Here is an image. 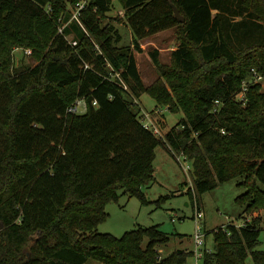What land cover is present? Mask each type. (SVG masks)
<instances>
[{
    "label": "trees",
    "instance_id": "trees-1",
    "mask_svg": "<svg viewBox=\"0 0 264 264\" xmlns=\"http://www.w3.org/2000/svg\"><path fill=\"white\" fill-rule=\"evenodd\" d=\"M78 1L0 0V264H186L193 250L161 255L170 236L160 224L98 231L118 189L146 202L159 145L192 162V202L242 177L237 202L263 210L215 229L203 264H264V90L252 83L245 103L237 97L254 70L264 75V0H118L139 51L160 31L178 41L168 62L150 51L151 84L108 15L114 0H89L82 25ZM17 47L37 62L16 66ZM144 92L184 114L163 137L143 125ZM78 99L86 111L68 114Z\"/></svg>",
    "mask_w": 264,
    "mask_h": 264
},
{
    "label": "rangeland",
    "instance_id": "rangeland-1",
    "mask_svg": "<svg viewBox=\"0 0 264 264\" xmlns=\"http://www.w3.org/2000/svg\"><path fill=\"white\" fill-rule=\"evenodd\" d=\"M114 17V23L120 28L123 34V43H132L131 28L124 16V8L118 0L113 1L111 11L108 13ZM121 18L119 21L118 18ZM132 45V44H131ZM178 41L171 29L160 31L141 40L142 51L136 46L134 53L142 77L147 84L153 83L159 73L154 65L150 51L157 48L160 51L162 60H170L171 51L176 48ZM16 66L21 62L34 65L37 60L25 53V49L15 48ZM264 90V82L260 83ZM140 107L144 111L154 113L157 124L165 134L172 126L176 125L184 116L181 111H172L168 106L158 105L156 99L148 92L140 97ZM84 106H79V111H84ZM155 179L149 184H142L146 202H143L137 195H131L123 189H118L115 199L106 205L109 213L106 220L98 225L99 232L111 233L121 236L126 231L138 226H151L160 224L163 231L168 233L170 241L160 248L162 256H167L178 249L194 250V234L197 230V221L194 217L196 198L187 193L193 187V165L189 159L182 154H174L170 149L159 145L153 159ZM242 177H235L219 184L216 188L206 191L199 196L203 217L199 221L200 231L204 235L203 248L212 250L214 248V230L225 227L230 223L239 225L253 215L263 212L245 213V206L237 202L238 195L245 191L244 187L238 185ZM261 240L264 247V230L261 233ZM147 240L144 245H146ZM197 258L192 255L186 264H196ZM251 263L252 260L248 259ZM203 264L202 258L198 260ZM85 264H103L95 259H90Z\"/></svg>",
    "mask_w": 264,
    "mask_h": 264
},
{
    "label": "built area",
    "instance_id": "built-area-1",
    "mask_svg": "<svg viewBox=\"0 0 264 264\" xmlns=\"http://www.w3.org/2000/svg\"><path fill=\"white\" fill-rule=\"evenodd\" d=\"M89 2V0H79L76 5L72 8V19L77 20L81 25H82V20H81V12L82 10L85 8L86 4ZM60 31H62V29H60ZM68 41L72 44V45H76L77 44V40H73L71 37H67ZM25 53H27V55H31L32 54V50L30 48H26L25 49ZM114 79H118L121 84L124 86L125 89H127V84L125 82V80L122 78L121 74L119 72H114L113 73ZM264 82V75L260 74L258 71L254 70L253 75H251L250 78L246 79L243 81L242 83V88L240 90V92L238 93L237 97L242 101V102H246L247 97H246V92L249 88V85L252 83H262ZM137 101V100H136ZM218 102V101H217ZM83 104L84 106V111H79V106ZM93 104H97V101H93ZM139 106H140V101H139ZM141 108V107H140ZM87 109V103L84 99H78L76 100L72 105H70L67 109V113L71 114V113H82L85 112ZM160 111L162 110H156L154 112H148V111H144L141 108V119L143 122L144 127H146L147 129L153 131V133H155L156 135L163 137L164 133L162 132L160 126L157 124V121L154 117V113H160ZM223 133H226V131L224 129H222ZM183 155V154H182ZM185 159L187 158L184 155ZM195 201V200H194ZM194 217L197 221V230L194 234V240H195V249L194 251V255L197 258V262L200 258L203 257L204 255V251L206 248H203L204 245V235L201 233L200 231V225H199V221L200 219H202L203 217V210L201 208V204L198 203L197 201L195 202V213H194ZM250 219H246L244 221V223L239 224L240 225H244L247 221H249Z\"/></svg>",
    "mask_w": 264,
    "mask_h": 264
},
{
    "label": "water",
    "instance_id": "water-1",
    "mask_svg": "<svg viewBox=\"0 0 264 264\" xmlns=\"http://www.w3.org/2000/svg\"><path fill=\"white\" fill-rule=\"evenodd\" d=\"M175 15L178 17V19L184 21L185 20V16L181 14L179 8L175 7ZM54 58L56 60H60L62 63H67L68 62V59L67 58H63L61 56H58V55H55ZM2 227V225L0 226V228Z\"/></svg>",
    "mask_w": 264,
    "mask_h": 264
}]
</instances>
